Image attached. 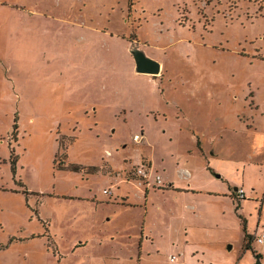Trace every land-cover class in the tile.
<instances>
[{
  "label": "rangeland",
  "instance_id": "rangeland-1",
  "mask_svg": "<svg viewBox=\"0 0 264 264\" xmlns=\"http://www.w3.org/2000/svg\"><path fill=\"white\" fill-rule=\"evenodd\" d=\"M262 134L264 0H0V264H264V164L212 155ZM142 160L201 193L146 191Z\"/></svg>",
  "mask_w": 264,
  "mask_h": 264
},
{
  "label": "crops",
  "instance_id": "crops-1",
  "mask_svg": "<svg viewBox=\"0 0 264 264\" xmlns=\"http://www.w3.org/2000/svg\"><path fill=\"white\" fill-rule=\"evenodd\" d=\"M223 130V131H222ZM221 133H220V136H218L220 139H224V137H225V133H227L223 128L221 129ZM256 134H260V133H258V132H256ZM263 136H264V134H262ZM212 137H214L213 135H211L210 136V138H212ZM256 139H257V135L255 136V141H256ZM243 149H213V153H212V155H213V157H217V158H219V159H222V160H224V159H226L225 157H229L230 156V158H239V159H236V161H239L240 160V158L242 157V156H245V157H247L253 164H260V163H262V164H264V146H263V144H257V142L255 143L254 142V144H253V146H252V149H249V153H245L246 152V150H243ZM208 151V150H207ZM205 150L204 149H200V155L208 162V166H207V170H209V171H212V173H210L211 174V176H214L215 175V173L217 172V170L216 169H214V167L212 166L211 167V162L209 161V159H207L206 157H205ZM142 162H146V163H149L151 166H152V163H151V161L150 160H142ZM240 162V161H239ZM241 163V162H240ZM238 166H239V164H238ZM153 168V167H152ZM225 168V167H224ZM245 168V167H244ZM243 168V169H244ZM134 169H136V168H133L132 170H134ZM126 171V170H125ZM154 171L156 172V173H158L159 175H161L162 176V178H163V181H164V187H161V188H154V187H152V188H146V187H144V186H142L146 191H149V190H151V189H154V190H164V189H168V190H176V191H179V193L180 194H182V195H184L185 197H187L186 198V200H188V201H190L189 199H191V198H195L192 194H197V193H201L199 190H197V189H194L193 188V186H191V183H193L194 182V175L193 174H191V172L188 170V169H186V168H181L180 170H178V173H179V175L181 176V178L182 179H184L185 181H187L189 184L188 185H186L184 188H179V189H177L176 187H175V184H174V181L172 182V181H170L169 179H167L166 177H164L158 170L156 171L155 169H154ZM218 171L219 172H221V174H222V176L221 175H219V178L220 179H222L223 181H225L226 182V184H225V188H224V190H222L220 193H213V192H209L208 193V195H214V196H216V197H218V198H225V199H228L229 200V202L233 205V207H237L238 205L240 206V204H237L236 205V203H240L241 201H244V200H246L247 199V193H246V190H245V188H244V185L243 186H240L239 188H237V187H235V184L234 183H231L230 181H228L226 178H224L225 176H227L228 175V173L226 172V171H224V169H222V168H220V169H218ZM218 173V172H217ZM243 173H244V171H243ZM122 174H120V176H118L117 178H115V182L116 181H122V180H119V179H121L122 178V176H121ZM126 177V176H125ZM124 177V178H125ZM119 178V179H118ZM126 179V178H125ZM126 181L127 182H121V183H119L118 184V187L120 188V186H121V184L122 183H124L123 185H125V184H131V183H136V182H138V181H132V182H128V179H126ZM169 181V182H168ZM139 183V182H138ZM140 185V184H139ZM141 186V185H140ZM240 189H243L244 191H245V198L243 199V200H239L238 199V191L240 190ZM253 192H255V189H252V195L254 194ZM124 194V196L125 195H127L126 193H123ZM147 194V193H146ZM122 199V201H123V204H127V201H128V198H126V197H123V198H121ZM190 205H185V209L188 211V210H190L188 207H189ZM237 209V208H236ZM182 221H183V219H182ZM146 231L147 230H143V232H142V235H141V239H140V243L141 244H147V243H149V241L151 240L152 241V238L150 237V236H148L147 235V233H146ZM151 238V239H150ZM82 245V244H81ZM170 262H171V259H170ZM171 263H175V261L174 262H171Z\"/></svg>",
  "mask_w": 264,
  "mask_h": 264
},
{
  "label": "built area",
  "instance_id": "built-area-1",
  "mask_svg": "<svg viewBox=\"0 0 264 264\" xmlns=\"http://www.w3.org/2000/svg\"><path fill=\"white\" fill-rule=\"evenodd\" d=\"M135 141H140V137L136 136ZM108 155H110L108 153ZM131 176L139 180V184L141 186H144L146 188H161L164 187V181L161 175L156 173L152 166L149 163L142 162L140 166H138L136 169L131 171ZM105 195H111L112 196V191L111 189L105 190L104 191ZM245 198V191L243 189H240L238 191V199L243 200ZM255 242H257L260 245L264 246V231L262 233H257L254 236ZM171 262L176 261L175 256L170 257Z\"/></svg>",
  "mask_w": 264,
  "mask_h": 264
},
{
  "label": "water",
  "instance_id": "water-1",
  "mask_svg": "<svg viewBox=\"0 0 264 264\" xmlns=\"http://www.w3.org/2000/svg\"><path fill=\"white\" fill-rule=\"evenodd\" d=\"M129 52L134 59L136 73L150 76H159L161 74V64L148 56L144 50L133 48V45H130ZM229 249H231V247H229ZM257 264L262 263L258 260Z\"/></svg>",
  "mask_w": 264,
  "mask_h": 264
},
{
  "label": "trees",
  "instance_id": "trees-1",
  "mask_svg": "<svg viewBox=\"0 0 264 264\" xmlns=\"http://www.w3.org/2000/svg\"><path fill=\"white\" fill-rule=\"evenodd\" d=\"M90 170L91 171H97V168H90ZM76 172V171H75ZM237 208H239V205L237 206ZM247 234L245 235V242H246V239H247ZM6 247L4 246V245H2V244H0V251H2V250H4ZM245 248L246 249H250L251 248V246L249 245V244H247V243H245Z\"/></svg>",
  "mask_w": 264,
  "mask_h": 264
},
{
  "label": "flooded vegetation",
  "instance_id": "flooded-vegetation-1",
  "mask_svg": "<svg viewBox=\"0 0 264 264\" xmlns=\"http://www.w3.org/2000/svg\"><path fill=\"white\" fill-rule=\"evenodd\" d=\"M148 56H149V55H148ZM154 77H155V76H154ZM256 234H257V233H256ZM256 234H255V235H256ZM255 235H254V236H255ZM253 238H254V237H253ZM258 260H259V259H257V261H258ZM259 261H260V260H259ZM260 262H261V261H260Z\"/></svg>",
  "mask_w": 264,
  "mask_h": 264
}]
</instances>
